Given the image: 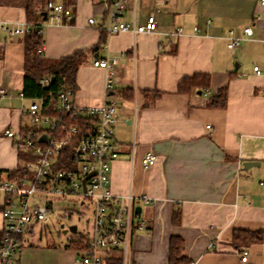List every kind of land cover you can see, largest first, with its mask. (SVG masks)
<instances>
[{"label": "crops", "instance_id": "obj_1", "mask_svg": "<svg viewBox=\"0 0 264 264\" xmlns=\"http://www.w3.org/2000/svg\"><path fill=\"white\" fill-rule=\"evenodd\" d=\"M263 0H131L124 21L138 24L153 14L152 35L109 36L106 7L99 0H75L72 20L44 23L43 56L56 61L84 53L77 74L80 106L118 104L116 142L120 152L111 175L115 196H146L141 219L151 233L135 232L125 264H169L173 238L184 242L191 264H264V244L238 249L237 231H264V5ZM56 5L65 0H50ZM28 0H0V24L26 28ZM95 19L90 25L89 20ZM253 29L257 49L245 42L228 49L233 31ZM198 29V33L195 29ZM178 29L182 34L177 36ZM25 36L0 31V171L24 170L28 155L5 136L32 126L31 100L21 97L25 77ZM120 58L114 89L97 60ZM259 67L262 75L254 72ZM209 77L202 91L179 93L185 79ZM226 107L212 108L219 93ZM118 96V98H117ZM158 157L144 168L148 154ZM259 166L245 169L244 163ZM19 176V175H17ZM8 179L4 174L2 181ZM2 202L0 204V208ZM41 225V224H40ZM37 225V226H40ZM35 226L23 236L17 264H78L79 241L46 249ZM2 215L0 209V230ZM248 253L243 262V253ZM53 258H52V256ZM120 255L115 261H120Z\"/></svg>", "mask_w": 264, "mask_h": 264}, {"label": "built area", "instance_id": "obj_2", "mask_svg": "<svg viewBox=\"0 0 264 264\" xmlns=\"http://www.w3.org/2000/svg\"><path fill=\"white\" fill-rule=\"evenodd\" d=\"M99 1L106 7L109 21L106 33L109 36L131 33L136 37L157 32L158 23L153 14L138 24L134 11L133 22L124 21L131 0ZM46 13L45 22L58 25L69 23L73 16L69 9L52 2L48 3ZM89 24L94 25L95 19L91 18ZM43 27L44 24L38 29L41 36ZM0 31L9 37L33 36L29 24L26 28L0 24ZM195 32L198 33L197 28ZM181 34L182 29H178L176 35ZM253 35L250 27L245 28L241 36L229 32L228 49L236 50L249 42L251 50L255 51L257 42ZM119 64L118 57L94 62V67L107 71V92L114 89ZM254 72L258 76L263 74L259 67H254ZM50 82V78H45L40 84L44 87ZM5 92L1 89L0 95ZM21 97L25 98L23 93ZM74 99V92L61 91L55 105L56 116L46 115L42 102L33 100L26 112L32 123L28 133L17 136L12 130L5 131V136L10 139L18 137L15 145L28 155V160L21 175L0 182V264H17L23 236L46 222L56 205L64 202L80 205L83 211H90L92 215L90 235L81 238L83 243L76 249L78 264H112L116 255H120L119 259L125 264L133 234L151 233L136 214V208L153 201L132 194L115 196L111 188L112 168L120 157L115 138L118 104L109 101L88 107L78 105ZM157 162L158 157L150 153L142 165L150 168ZM247 260L248 253L244 252L242 261Z\"/></svg>", "mask_w": 264, "mask_h": 264}, {"label": "trees", "instance_id": "obj_3", "mask_svg": "<svg viewBox=\"0 0 264 264\" xmlns=\"http://www.w3.org/2000/svg\"><path fill=\"white\" fill-rule=\"evenodd\" d=\"M50 0H28L27 20L31 26L33 36L25 39V77L23 94L31 101H41L44 113L49 116H56L55 105L57 96L61 91L77 90V74L81 67L84 53L76 52L71 56L61 58L56 61H47L43 56L44 37L39 35L38 29L45 23L44 14L47 12V5ZM63 6L66 9H73L75 0H65ZM50 78L51 82L47 86H42L40 82ZM52 78L55 81L52 82ZM209 85V77L198 75L190 79H185L179 86V93H186L193 90L202 91L203 87ZM226 93L221 92L215 97L211 104L212 108L223 109L226 107ZM28 133V129L23 134ZM23 173L22 167L16 172L0 171V182L4 174L8 179H13ZM234 245L238 249L247 248L252 244H264V231L248 232L237 231L234 234ZM83 241L79 242L82 245ZM184 242L180 238H173L169 249V264H191L184 256ZM112 264H121L114 261Z\"/></svg>", "mask_w": 264, "mask_h": 264}, {"label": "rangeland", "instance_id": "obj_4", "mask_svg": "<svg viewBox=\"0 0 264 264\" xmlns=\"http://www.w3.org/2000/svg\"><path fill=\"white\" fill-rule=\"evenodd\" d=\"M91 224V212L83 211L80 205L73 202L57 204L47 221L36 228L38 232H41L40 228L44 226L43 234L38 240L39 247L46 249L48 246L55 245L56 248L65 249L64 247L69 245V240L79 241L81 238L88 237ZM74 227L76 230H73Z\"/></svg>", "mask_w": 264, "mask_h": 264}, {"label": "water", "instance_id": "obj_5", "mask_svg": "<svg viewBox=\"0 0 264 264\" xmlns=\"http://www.w3.org/2000/svg\"><path fill=\"white\" fill-rule=\"evenodd\" d=\"M46 20H47V13L44 14V21H46ZM54 81H55V78H52V82H54ZM43 139H44V141H46V137H43ZM243 166H244L245 169L248 170L250 168L259 166V164L258 163H255V162H246V163H244ZM136 214L139 217H141V208L140 207L136 208ZM73 230H76V228L74 227Z\"/></svg>", "mask_w": 264, "mask_h": 264}]
</instances>
